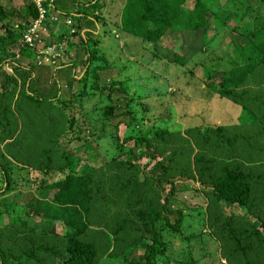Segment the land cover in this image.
Wrapping results in <instances>:
<instances>
[{
  "label": "trees",
  "instance_id": "1",
  "mask_svg": "<svg viewBox=\"0 0 264 264\" xmlns=\"http://www.w3.org/2000/svg\"><path fill=\"white\" fill-rule=\"evenodd\" d=\"M98 1H86L82 7L90 19L76 23L71 36L61 35L65 47L82 53L75 80L81 85L55 104L56 94L48 100L28 90L25 74H32L33 62L18 43L36 17L34 4L23 1L9 13L0 8V215L8 216L6 195L19 187L22 169L34 173L23 213L0 224V264H97L103 257H121L125 264H264V0H123L113 23L118 31L154 50L171 46V62L180 67L227 28L229 50L213 48L208 68H196L207 74L208 94L202 96L230 102L240 117L237 125L179 132L138 116L135 125H144L133 129L129 100L126 111L117 113L120 98L109 101L124 88L114 82L96 88L97 72L107 65L93 67V87L107 91L106 120L115 119L116 131L131 127L122 138L111 136L119 153L107 161L91 150L88 138L73 135L76 120L70 115L91 89L86 65L100 60L93 37L103 7ZM246 20L250 24L242 26ZM86 21L95 29L84 30ZM14 51L25 57L12 63L17 79L1 74ZM73 139L82 142L67 148L64 143ZM195 183L203 187V200L194 205L199 218L192 220L186 205L170 208L169 201L177 189ZM132 251L139 256L128 260Z\"/></svg>",
  "mask_w": 264,
  "mask_h": 264
},
{
  "label": "rangeland",
  "instance_id": "2",
  "mask_svg": "<svg viewBox=\"0 0 264 264\" xmlns=\"http://www.w3.org/2000/svg\"><path fill=\"white\" fill-rule=\"evenodd\" d=\"M86 1L90 0H53V6L68 16L78 11L87 14L88 18H90V10L82 7V5H86ZM98 2L103 7L99 11L100 21H96L97 32L95 31L93 37L96 38L95 41L100 53L97 56L100 57L101 61L93 60L86 65V87L91 86V89H87L86 98L83 96L80 98L79 106H76L70 115L76 120V124L72 127L73 135L77 134L78 138H88L91 150L95 149L102 161H107L119 153L113 143L111 144L113 141L112 135L117 133L118 138H122L127 131L131 130V127L136 129L137 126L144 125L142 123L135 125L139 121L137 119L138 116L154 119L155 121L151 123V126L165 127L169 131L179 132H183L191 126L201 127L219 123L224 125L238 124L240 113L237 107L224 99H217L214 95L211 96L209 94L208 97L211 96L210 98L202 96L204 93V96L208 94L205 85L207 74H203L204 69L196 68L199 63L208 68L209 57L214 56L216 51H212L213 48L229 50V40L231 38L226 35L227 28L220 29L221 31L217 33L215 39L209 44L210 47L206 46L197 49L186 64L180 67L171 62V46L163 47L164 50L162 51L154 50L147 44H142L138 40L133 39L131 34L118 31V27L114 26L113 23H118L123 0H99ZM21 4L22 0H0V8L5 13L16 10ZM91 14L95 13L91 12ZM77 20V17H72L73 22ZM221 20L222 18L219 17L218 22ZM82 21L83 19L79 21V24H82ZM248 24L250 22L246 20L242 26L247 27ZM93 26L92 22L86 21L83 28L90 30ZM63 27L67 29L65 26ZM94 29L95 27L92 30ZM239 40L241 43L244 41L240 38ZM82 58V53L78 52V50H73V48L66 47L65 52L63 45V56L60 60L55 61L53 69L51 67L47 69L48 71L45 68H43L44 70L36 69L33 65L30 70L33 74H25L29 75L30 78V83H27L28 90L35 98L37 96L48 100L54 99L56 94L57 100L53 101L52 104L61 101V97L66 98L68 96L64 94H70L77 87L80 88L81 84H78L75 80L80 78V75L77 76V74L82 72V69L80 70L82 66L79 64ZM70 64L71 66H69ZM104 65H107V67L97 72L96 88L107 86L110 82L115 83V88H118L119 84L124 88V93L119 91L112 93L109 101L114 103L116 98H120L119 101L115 102V106L118 109L117 113L126 111L124 107L125 100H129L126 109L129 112H133L136 117V122L132 123L131 127L120 125L116 131L113 127L115 119L109 122L106 120L108 114L106 107L109 106L106 99L107 91L104 89L101 93H98L97 89L93 87V76L90 74L91 68ZM7 67L9 71L3 69L1 74H9V76L17 79V75L13 68L10 67V64ZM217 74L219 73H213L212 76L216 77ZM25 86L27 88V85ZM47 106L48 103H44V107ZM141 107L144 109L147 107L142 115V112H140ZM58 111L60 112V109ZM119 119H123L124 122L127 121L126 117ZM102 124L105 126L102 127ZM81 142H76L73 139L70 143L66 142L64 145L70 149ZM79 152L80 165L84 167L88 164L84 159L85 155ZM138 152L139 150L136 149L135 153L137 154ZM70 153H74L73 150ZM18 175L19 187L13 188L12 192L6 195L7 201L11 204L7 205L10 208L7 218L10 220L14 216L23 213V205H25L32 194L33 182L31 179L34 173L30 172V170L28 171V169H22ZM193 186L192 188L189 185L186 190L177 189L175 196L169 201V206L174 208L186 205L187 208L184 212L192 215V220H195L199 217L196 215L194 205L202 204L203 198L199 193V189L203 187L197 183L193 184ZM7 218L5 215H0V224L5 222ZM51 228L53 227L51 226ZM51 228H48V230L51 231ZM172 244L174 249L177 250V242ZM138 256V253L132 251L127 256V259L135 260ZM97 264L125 263L121 257L116 259L103 257ZM216 264H223V261L220 260Z\"/></svg>",
  "mask_w": 264,
  "mask_h": 264
},
{
  "label": "built area",
  "instance_id": "3",
  "mask_svg": "<svg viewBox=\"0 0 264 264\" xmlns=\"http://www.w3.org/2000/svg\"><path fill=\"white\" fill-rule=\"evenodd\" d=\"M36 8V17L29 22L24 31L21 33V39L24 44L33 48L37 59L36 65H40L42 61L54 62L63 55V45L65 39L62 36L59 41H51L48 35L49 23H54L57 17L51 14V0H31ZM48 15L46 16V13ZM66 24L71 21L66 19ZM73 29L69 28L67 36H71Z\"/></svg>",
  "mask_w": 264,
  "mask_h": 264
},
{
  "label": "clouds",
  "instance_id": "4",
  "mask_svg": "<svg viewBox=\"0 0 264 264\" xmlns=\"http://www.w3.org/2000/svg\"><path fill=\"white\" fill-rule=\"evenodd\" d=\"M23 1H26V2H32L31 0H22V2ZM33 3V2H32ZM51 5H52V0H51ZM52 9H53V11H52V13L51 14H54L56 17H57V20H56V22H54V23H49L48 25H47V27H48V35H49V37H51V41H54L53 39H56V38H58V37H60L61 38V35H63V36H67V32H68V29L69 28H72L73 29V26L77 23V24H79V21L81 20V19H83V20H87V18H88V16L87 17H85V16H82L81 14L82 13H80V12H78V11H75V12H73V14L71 15V16H68L67 14H65V13H62V14H60V13H58V12H56V10H55V8H53V6H52ZM72 17H77L78 18V20L76 21V22H73L72 21ZM66 19H68V20H70L71 21V23L70 24H66L65 23V20ZM59 23H61L59 26H58V24ZM75 23V24H74ZM28 24V23H27ZM26 26V25H25ZM58 26V27H57ZM63 26H65L67 29H65ZM24 31V30H23ZM22 31V32H23ZM21 32V33H22ZM60 40V39H59ZM58 40V41H59ZM18 43H19V47H21L22 49H26V50H28V51H30V55H28V57L32 60V66L34 65L36 68H39V67H41L43 64V66H48V65H52L51 66V68L53 67V65L55 64V61L54 62H49V61H42L41 62V64L40 65H36V62H37V59H36V57H35V52L33 51V48H31V47H29V46H27L26 44H24L23 42H22V39H21V34H20V37H19V39H18ZM64 51L66 52V47H65V45H64ZM25 52H27V51H25ZM11 55H9L8 56V58L6 59V62H4V65L2 66L3 67V69L5 70V71H9V69H8V67H7V65L8 64H10V67L12 66V63H14V61H16V60H22L20 57H21V55H20V53L18 52V51H14L13 53H10ZM63 56V55H62ZM62 56H60V58H58L57 60H60L61 59V57ZM23 58H25V57H23ZM56 60V61H57ZM45 63H47V64H45ZM42 66V67H43ZM55 66V65H54ZM22 69H25V68H23L22 67ZM33 74V73H32ZM8 75V74H7ZM32 76H34V75H32Z\"/></svg>",
  "mask_w": 264,
  "mask_h": 264
},
{
  "label": "crops",
  "instance_id": "5",
  "mask_svg": "<svg viewBox=\"0 0 264 264\" xmlns=\"http://www.w3.org/2000/svg\"><path fill=\"white\" fill-rule=\"evenodd\" d=\"M55 10H56V12H58V13H60V14L63 13V12L58 11L57 9H55ZM88 10H89V9H88ZM93 15H94V14H93ZM88 19H90V18H87V20H88ZM83 21H84V20H83ZM83 21H82L81 23H83ZM60 24H61V23H59L58 26H59ZM58 26H57V27H58ZM84 30H87V29H84ZM82 32H83V31H82ZM21 57H24V56H21ZM43 65H44V64H43ZM43 65H42V66H43ZM42 66L39 67V69L44 70L43 68H45V69L47 70V69H48L49 67H51L52 65H48L47 67H42ZM53 66H54V65H53ZM36 69H38V68H36ZM52 69H53V68H52ZM50 70H51V68H50ZM47 71H48V70H47ZM29 82H30V81H29Z\"/></svg>",
  "mask_w": 264,
  "mask_h": 264
}]
</instances>
